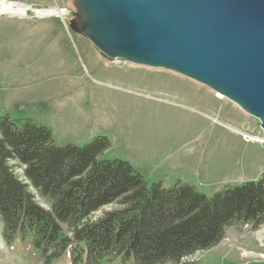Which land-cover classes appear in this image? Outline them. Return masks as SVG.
Returning <instances> with one entry per match:
<instances>
[{"label": "rangeland", "instance_id": "1", "mask_svg": "<svg viewBox=\"0 0 264 264\" xmlns=\"http://www.w3.org/2000/svg\"><path fill=\"white\" fill-rule=\"evenodd\" d=\"M1 1L26 10L0 8V116L45 125L59 146L104 136L99 158L128 162L148 185L181 181L211 196L264 171V129L234 102L173 71L110 61L69 27L73 0ZM0 264L42 263L0 232ZM52 264H70L68 255ZM167 264H264V224H232L217 244Z\"/></svg>", "mask_w": 264, "mask_h": 264}, {"label": "trees", "instance_id": "2", "mask_svg": "<svg viewBox=\"0 0 264 264\" xmlns=\"http://www.w3.org/2000/svg\"><path fill=\"white\" fill-rule=\"evenodd\" d=\"M108 146L104 136L59 146L45 125L0 116L6 244L28 242L42 264L65 254L70 264H167L217 244L232 224H264V171L207 196L181 181L148 185L128 162L100 159Z\"/></svg>", "mask_w": 264, "mask_h": 264}, {"label": "water", "instance_id": "3", "mask_svg": "<svg viewBox=\"0 0 264 264\" xmlns=\"http://www.w3.org/2000/svg\"><path fill=\"white\" fill-rule=\"evenodd\" d=\"M73 4L70 28L110 61L163 68L205 84L264 129V0Z\"/></svg>", "mask_w": 264, "mask_h": 264}, {"label": "bare ground", "instance_id": "4", "mask_svg": "<svg viewBox=\"0 0 264 264\" xmlns=\"http://www.w3.org/2000/svg\"><path fill=\"white\" fill-rule=\"evenodd\" d=\"M16 6H17V8H14L13 4H11V3L4 4V2L0 0V8L3 11L11 12V14L12 13H19L21 15H24L25 14L24 11L26 10V7L25 6L20 7L18 5H16ZM62 12H63V10H59V13H62ZM37 13L39 15H52L53 13H56V12L53 9H43V10H38ZM220 95H222V94H220ZM246 136L250 137L252 140L263 141L262 138L257 137V136H249V135H246Z\"/></svg>", "mask_w": 264, "mask_h": 264}, {"label": "flooded vegetation", "instance_id": "5", "mask_svg": "<svg viewBox=\"0 0 264 264\" xmlns=\"http://www.w3.org/2000/svg\"><path fill=\"white\" fill-rule=\"evenodd\" d=\"M70 22H71V21H69V27H70Z\"/></svg>", "mask_w": 264, "mask_h": 264}]
</instances>
